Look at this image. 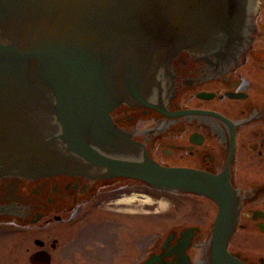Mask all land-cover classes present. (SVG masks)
<instances>
[{
	"label": "flooded vegetation",
	"instance_id": "flooded-vegetation-1",
	"mask_svg": "<svg viewBox=\"0 0 264 264\" xmlns=\"http://www.w3.org/2000/svg\"><path fill=\"white\" fill-rule=\"evenodd\" d=\"M258 4L238 40L180 49L149 74L145 103L131 98L110 111L115 129L131 140V158L144 153L163 166L202 171L211 178L206 192L162 190L169 196L149 211L147 193L158 190L136 177L5 176L0 216L46 227L62 220L75 225L96 213L99 220L90 224L102 223V231L64 239L78 247L63 248L62 264H264V17ZM34 243L29 261L45 250L53 264L58 239Z\"/></svg>",
	"mask_w": 264,
	"mask_h": 264
},
{
	"label": "water",
	"instance_id": "water-1",
	"mask_svg": "<svg viewBox=\"0 0 264 264\" xmlns=\"http://www.w3.org/2000/svg\"><path fill=\"white\" fill-rule=\"evenodd\" d=\"M248 7L253 0H0V178L130 176L206 192L202 171L131 158L110 111L145 103L149 74L180 49L238 40Z\"/></svg>",
	"mask_w": 264,
	"mask_h": 264
},
{
	"label": "rangeland",
	"instance_id": "rangeland-1",
	"mask_svg": "<svg viewBox=\"0 0 264 264\" xmlns=\"http://www.w3.org/2000/svg\"><path fill=\"white\" fill-rule=\"evenodd\" d=\"M261 2V17H264V0ZM259 5V4H258ZM148 195V210L153 211L157 204L153 203L158 200H165L169 194L159 191H152L149 189ZM96 213H93L89 218L76 223L75 225H67L66 221H55L46 227L42 224L32 225L24 222V220L18 217H0V264H31L28 256L32 250L36 248L34 243L35 238H42L45 240L58 239L59 244L56 250L53 251V264H62V250L69 246L70 242H64V239H68L74 236L72 241L76 242L81 237H95L96 232L102 231L99 225L95 226L90 223H95L99 220ZM107 222H109L107 220ZM82 224V225H81ZM79 226V227H78ZM150 231V229H149ZM73 234V235H71ZM100 234L98 235V238ZM72 238V237H71ZM73 244V243H72ZM69 247L76 248L78 245L75 243Z\"/></svg>",
	"mask_w": 264,
	"mask_h": 264
},
{
	"label": "bare ground",
	"instance_id": "bare-ground-1",
	"mask_svg": "<svg viewBox=\"0 0 264 264\" xmlns=\"http://www.w3.org/2000/svg\"><path fill=\"white\" fill-rule=\"evenodd\" d=\"M256 4H257V0H253V10L256 8ZM136 197H137L136 195H132L130 198H127V200H133ZM146 200L148 201V197L146 198Z\"/></svg>",
	"mask_w": 264,
	"mask_h": 264
}]
</instances>
